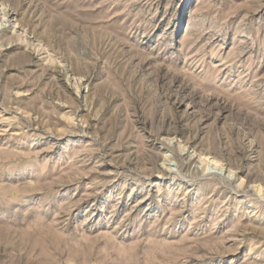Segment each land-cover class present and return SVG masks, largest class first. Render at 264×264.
Here are the masks:
<instances>
[{
  "label": "rangeland",
  "instance_id": "obj_1",
  "mask_svg": "<svg viewBox=\"0 0 264 264\" xmlns=\"http://www.w3.org/2000/svg\"><path fill=\"white\" fill-rule=\"evenodd\" d=\"M0 264H264V0H0Z\"/></svg>",
  "mask_w": 264,
  "mask_h": 264
},
{
  "label": "bare ground",
  "instance_id": "obj_2",
  "mask_svg": "<svg viewBox=\"0 0 264 264\" xmlns=\"http://www.w3.org/2000/svg\"><path fill=\"white\" fill-rule=\"evenodd\" d=\"M215 162H216V161H215ZM215 162H214V163H215ZM215 166H216V168H219L218 162L215 163ZM232 175H233V174H232ZM260 187H261V186H258V187H256V188L258 189V188H260ZM261 189H263V188L261 187Z\"/></svg>",
  "mask_w": 264,
  "mask_h": 264
}]
</instances>
